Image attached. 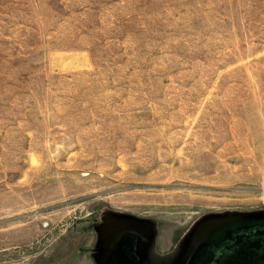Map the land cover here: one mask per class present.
Returning a JSON list of instances; mask_svg holds the SVG:
<instances>
[{"label":"rangeland","instance_id":"rangeland-1","mask_svg":"<svg viewBox=\"0 0 264 264\" xmlns=\"http://www.w3.org/2000/svg\"><path fill=\"white\" fill-rule=\"evenodd\" d=\"M264 225V0H0V264H193Z\"/></svg>","mask_w":264,"mask_h":264},{"label":"flooded vegetation","instance_id":"flooded-vegetation-1","mask_svg":"<svg viewBox=\"0 0 264 264\" xmlns=\"http://www.w3.org/2000/svg\"><path fill=\"white\" fill-rule=\"evenodd\" d=\"M208 251L206 258L192 259L193 264H264V225L213 240Z\"/></svg>","mask_w":264,"mask_h":264}]
</instances>
